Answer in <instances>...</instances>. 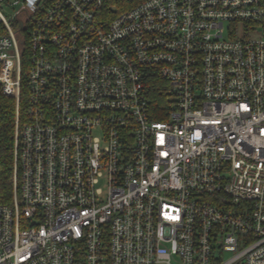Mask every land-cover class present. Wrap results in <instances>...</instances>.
Listing matches in <instances>:
<instances>
[{
  "label": "built area",
  "instance_id": "2783aa9c",
  "mask_svg": "<svg viewBox=\"0 0 264 264\" xmlns=\"http://www.w3.org/2000/svg\"><path fill=\"white\" fill-rule=\"evenodd\" d=\"M23 76L0 264H264V0H0Z\"/></svg>",
  "mask_w": 264,
  "mask_h": 264
},
{
  "label": "trees",
  "instance_id": "16d2710c",
  "mask_svg": "<svg viewBox=\"0 0 264 264\" xmlns=\"http://www.w3.org/2000/svg\"><path fill=\"white\" fill-rule=\"evenodd\" d=\"M25 52L23 55H25ZM160 85L165 86L159 79L152 80L150 97L153 101V108L157 110L165 108L168 100L167 93L164 89L161 90ZM26 92L27 85L25 76H23L17 109L15 98L4 94L0 89V202H10L12 196L16 129L15 119L17 112L20 119H23L25 115ZM157 118L162 117L157 116Z\"/></svg>",
  "mask_w": 264,
  "mask_h": 264
},
{
  "label": "rangeland",
  "instance_id": "374dc122",
  "mask_svg": "<svg viewBox=\"0 0 264 264\" xmlns=\"http://www.w3.org/2000/svg\"><path fill=\"white\" fill-rule=\"evenodd\" d=\"M98 186H101V187L104 189V180H103V179H101V180L99 181ZM229 254H230V252L224 251V252L222 253V257H223V258H226Z\"/></svg>",
  "mask_w": 264,
  "mask_h": 264
}]
</instances>
